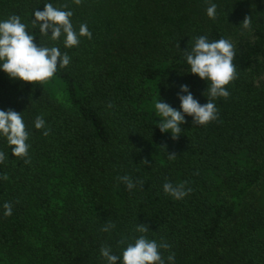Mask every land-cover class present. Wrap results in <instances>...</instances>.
<instances>
[{"label":"trees","instance_id":"1","mask_svg":"<svg viewBox=\"0 0 264 264\" xmlns=\"http://www.w3.org/2000/svg\"><path fill=\"white\" fill-rule=\"evenodd\" d=\"M211 2L215 20L207 0H0V19L19 15L37 43H53L31 24L44 3L67 5L74 29L85 23L92 33L73 48L55 42L71 58L51 78L63 100L0 70V109L22 112L31 144L25 164L0 140L9 151L0 164V264H105L100 247L118 253L138 223L171 245L162 252H174L175 264H264V0ZM199 35L233 43L237 75L215 100L218 119L194 125L186 116L173 139L146 106L154 89L179 108V84L207 102V82L187 72L182 50ZM38 115L48 136L33 127ZM125 174L143 186L128 190L117 179ZM165 181H186L191 192L174 200ZM108 222L115 227L102 232Z\"/></svg>","mask_w":264,"mask_h":264},{"label":"clouds","instance_id":"2","mask_svg":"<svg viewBox=\"0 0 264 264\" xmlns=\"http://www.w3.org/2000/svg\"><path fill=\"white\" fill-rule=\"evenodd\" d=\"M76 5L81 0H73ZM205 13L209 19L215 20L217 16V4L207 0ZM73 11L67 6H54L52 3H44L43 10L34 9L31 24L39 25V32L46 41L37 43L34 36L27 30V25L21 21L19 15H10L6 19H0V70L10 79L22 82L42 84L54 77L58 69L67 67L70 56L61 52L55 43L61 41L64 48H73L80 44L81 37L92 38V33L87 24L81 23L78 30L74 29L71 17ZM250 20H243V28H249ZM193 43L183 50L184 59L190 72L207 82V102L201 104L190 90L188 84H179L176 92L179 100V108L171 106L161 98L154 101V124L162 133H170L175 139L182 131L181 125L186 122V116L192 118L194 125H207L218 119V109L215 105L217 98H227L229 91L226 85L236 78L235 47L225 38L210 40L206 35L193 38ZM205 95V92L202 93ZM33 127L42 130V135L48 136L51 129L46 126L43 115H38L33 121ZM0 140L11 149L15 158L23 163H30L29 150L31 148L30 130L27 128L22 112L11 108L0 109ZM14 146V147H13ZM176 154L169 153V159H174ZM9 158V151L0 150V164ZM2 179H7L5 175ZM117 179L132 190L143 181L134 182L127 174L118 176ZM186 181L173 184L165 181L162 185L163 193L174 200L183 199L191 188H186ZM4 216L12 215V205L4 202L2 205ZM115 224L108 222L102 228V232H110ZM134 231L139 235L131 238H121L117 241L120 247L118 253L113 251L111 245L104 244L100 247V256L105 264H175V253L169 252L165 257L162 250H168L171 245L164 241L150 239L147 235L149 227L138 223Z\"/></svg>","mask_w":264,"mask_h":264},{"label":"rangeland","instance_id":"3","mask_svg":"<svg viewBox=\"0 0 264 264\" xmlns=\"http://www.w3.org/2000/svg\"><path fill=\"white\" fill-rule=\"evenodd\" d=\"M45 86L50 91V93L54 95V97L58 98L59 100L65 99V94H64L62 84L58 80L50 79L47 82H45ZM151 95H152L151 99L148 101L146 108L149 114L151 113L155 116L154 101H156L157 99L154 93V89L152 90ZM156 118L159 119V117H156Z\"/></svg>","mask_w":264,"mask_h":264}]
</instances>
